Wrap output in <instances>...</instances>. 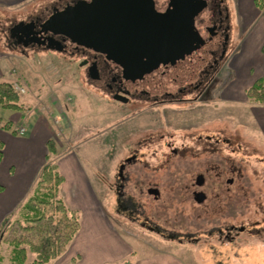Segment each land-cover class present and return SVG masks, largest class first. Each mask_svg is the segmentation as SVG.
<instances>
[{"label": "rangeland", "instance_id": "rangeland-1", "mask_svg": "<svg viewBox=\"0 0 264 264\" xmlns=\"http://www.w3.org/2000/svg\"><path fill=\"white\" fill-rule=\"evenodd\" d=\"M52 1L0 8V79L21 80L27 89L21 93V113L0 107V117L17 120L16 131L25 126L23 137L33 133L55 139L60 157L77 155L91 184L75 209L85 224L119 237L125 251L134 246L141 257L167 252L188 264H264V134L255 119L258 106L246 95L264 73L262 12L252 0H241L249 16L244 32L248 51L239 55L240 82L225 70L209 100L153 108L105 95L88 81L79 65L81 55L67 67L68 54L40 48L23 54L8 45V27ZM198 174L205 175L203 186L195 185ZM150 187L159 188L158 199L148 193ZM194 189L204 191L206 201L198 203ZM13 211L6 213L0 203L1 232L6 219L15 217ZM10 251L8 244H0L4 264H9ZM80 261L72 245L52 264Z\"/></svg>", "mask_w": 264, "mask_h": 264}, {"label": "flooded vegetation", "instance_id": "flooded-vegetation-1", "mask_svg": "<svg viewBox=\"0 0 264 264\" xmlns=\"http://www.w3.org/2000/svg\"><path fill=\"white\" fill-rule=\"evenodd\" d=\"M77 1L79 0H54L46 5L42 12L19 21L32 22L33 31L31 27H21L18 30L16 25L19 22H13L5 32L8 45L12 48H20V52L23 54L28 49L37 48L68 54L70 61H68L67 67L74 65L72 60L76 55H81L83 58L79 65L85 68L88 81L103 91L105 95L125 104L133 99L137 104L144 101L153 104V108L161 105H184L207 101L211 98L216 86L222 82L221 76L225 70L231 72V75L234 74L233 76L237 79L238 72L243 69L239 55L246 54V49H248L247 45L245 46L244 32L247 30L245 23L249 14L242 10L241 0H198L200 5L197 6L195 17L196 41L193 56L190 57L189 54L183 57L177 63L178 67L172 68V75H165L168 71L162 69L159 75L163 74L165 77L155 76L157 78L150 79L146 84L129 81L123 66L111 61L105 54L83 45H72L68 36L51 31L42 32V25L55 12L63 11ZM170 2L171 0H154L155 8L165 10ZM183 16V14H179L178 18L182 20ZM139 18L142 22H151L152 14L140 11ZM29 29L32 33H29ZM40 36H53L61 42L64 49L58 51L48 48L46 44L38 45L30 41L32 37ZM154 73L158 74V71H154ZM199 138L201 139V137ZM207 138L211 139L212 137L207 136ZM171 149L174 154H185L183 150L179 154V149ZM227 183H233V179H228ZM199 191L202 190H193L194 199L195 193ZM244 229L245 227L240 228V230Z\"/></svg>", "mask_w": 264, "mask_h": 264}, {"label": "water", "instance_id": "water-1", "mask_svg": "<svg viewBox=\"0 0 264 264\" xmlns=\"http://www.w3.org/2000/svg\"><path fill=\"white\" fill-rule=\"evenodd\" d=\"M198 4V0H171L165 10H157L154 0H79L65 10L55 12L42 25V32L68 36L72 45L101 52L123 66L129 81L146 84L157 78L162 69L168 71L165 75H172V68L176 69L183 57L193 56ZM140 11L151 13V22L140 21ZM179 14L184 15L182 20L178 18ZM32 25V22L21 21L16 28L32 29ZM30 41L58 51L64 49L53 36L32 37ZM124 166H120L121 175ZM204 182L205 177L200 174L196 184L202 186ZM148 193L157 199L161 195L157 187H150ZM205 199L203 191L195 193L198 203Z\"/></svg>", "mask_w": 264, "mask_h": 264}, {"label": "trees", "instance_id": "trees-1", "mask_svg": "<svg viewBox=\"0 0 264 264\" xmlns=\"http://www.w3.org/2000/svg\"><path fill=\"white\" fill-rule=\"evenodd\" d=\"M254 4L264 16V0H254ZM246 95L250 101L264 104V75L252 83ZM24 104L21 93L12 83L0 80V107L19 111ZM0 128L17 134L13 122L3 117H0ZM3 149L4 142L0 140V163ZM46 149V163L32 192L19 206L15 217L6 219L0 234V244L11 247L9 264H52L68 250L81 229L80 211L70 208L61 192L65 177L55 158L56 140L48 139ZM3 190L0 184V192ZM0 264H4L3 256H0ZM111 264H134V261L127 258L122 263Z\"/></svg>", "mask_w": 264, "mask_h": 264}, {"label": "crops", "instance_id": "crops-1", "mask_svg": "<svg viewBox=\"0 0 264 264\" xmlns=\"http://www.w3.org/2000/svg\"><path fill=\"white\" fill-rule=\"evenodd\" d=\"M28 1L29 0H0V8H13L23 5ZM252 1L254 3V0ZM246 8L243 7L242 10L248 13L249 10ZM250 62H252V60H250ZM242 76V73L238 72V78L235 79V81L237 83L240 82L243 79ZM18 81L21 82V80ZM244 101L250 103L247 98L244 99ZM252 106H255V104H252ZM256 106H258L255 107V109L257 108V112H255L256 110H254L253 107L255 119L260 124L261 131L264 134V104L256 103ZM20 116L24 117L23 113L20 114ZM10 120L15 125L17 120ZM46 127L49 129V125ZM36 135L38 136L37 139L32 141V138ZM48 139H50L48 136L33 133H31L30 137H21L10 130H3L0 128V140L4 142V156L0 163V184L4 186V190L0 192V203L4 205V209L6 208V213H12L13 209H15L14 203L17 204V202L20 201L13 211V213H16L19 206L32 192L41 170L46 163V142ZM262 139H264V135ZM41 145L42 148H38V146L40 147ZM55 158L59 164L60 171L65 177V181L61 187L63 198L70 208H80V206H77V203L85 199L84 195L87 191V187L89 188L91 185L89 175L77 155H67L64 157L56 155ZM7 208H10V210H7ZM81 220V231H79L69 246L70 249L73 245L76 250L80 252L82 257V261H80L81 264H108L119 262L128 256L132 257L134 264H188L184 259H175L172 255L173 253L167 252L165 254H156L155 252L144 257L137 256V250L134 246H131L132 249L130 251H125V246H123L122 240H120L119 237L113 238L106 230L99 228V226V229H95L92 223V225L85 224L84 220ZM2 225L3 220L0 224V234ZM99 230H102L101 233ZM84 231H87L88 234L84 235ZM98 243L102 246H96Z\"/></svg>", "mask_w": 264, "mask_h": 264}, {"label": "built area", "instance_id": "built-area-1", "mask_svg": "<svg viewBox=\"0 0 264 264\" xmlns=\"http://www.w3.org/2000/svg\"><path fill=\"white\" fill-rule=\"evenodd\" d=\"M11 83L14 89L18 91L19 93H25L27 91L26 86L22 84L20 81L15 80V81H12ZM17 131L20 135H25L27 129L25 126H20Z\"/></svg>", "mask_w": 264, "mask_h": 264}]
</instances>
